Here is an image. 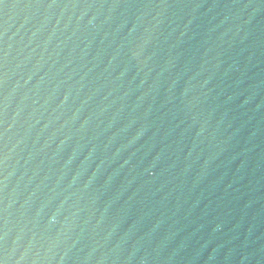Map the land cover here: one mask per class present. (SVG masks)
<instances>
[{
    "label": "water",
    "instance_id": "1",
    "mask_svg": "<svg viewBox=\"0 0 264 264\" xmlns=\"http://www.w3.org/2000/svg\"><path fill=\"white\" fill-rule=\"evenodd\" d=\"M0 264H264V0H0Z\"/></svg>",
    "mask_w": 264,
    "mask_h": 264
}]
</instances>
